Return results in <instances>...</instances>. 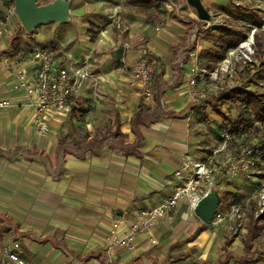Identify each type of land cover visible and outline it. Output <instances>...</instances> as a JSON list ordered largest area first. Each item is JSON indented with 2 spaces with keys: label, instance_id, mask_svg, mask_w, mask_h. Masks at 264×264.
I'll return each mask as SVG.
<instances>
[{
  "label": "crops",
  "instance_id": "crops-1",
  "mask_svg": "<svg viewBox=\"0 0 264 264\" xmlns=\"http://www.w3.org/2000/svg\"><path fill=\"white\" fill-rule=\"evenodd\" d=\"M201 1L211 12L229 0ZM174 2L71 0V21L46 47L55 64L87 66L96 78L73 96L70 113L47 119L44 134L28 96L8 90L19 70L32 75L29 50L44 45H22L17 19L4 26L0 99L11 106L0 109V264L12 242L24 264H264L236 238L225 249L217 232L187 211V200L136 234L133 249L108 247L113 222L119 220L121 236L139 210L170 196L182 156L201 147V103L188 96L186 78L194 47L209 62L210 25L186 0ZM90 22L97 24L93 32ZM142 55L155 62L149 99L130 85ZM78 119L85 121L82 133L73 129Z\"/></svg>",
  "mask_w": 264,
  "mask_h": 264
},
{
  "label": "built area",
  "instance_id": "built-area-1",
  "mask_svg": "<svg viewBox=\"0 0 264 264\" xmlns=\"http://www.w3.org/2000/svg\"><path fill=\"white\" fill-rule=\"evenodd\" d=\"M173 5L174 0H167ZM264 2V1H263ZM211 13V12H210ZM195 16L196 12L193 13ZM17 15L13 1L0 0V36L6 24L14 23ZM212 19V17H211ZM206 25L210 24L205 21ZM158 29V28H157ZM264 31V19L262 22ZM255 29L251 30L240 42L229 48L222 60L209 69L200 56L199 48L194 47L189 52L190 65L188 67L186 88L188 96L196 103L205 99L209 91H224L230 87L217 84L216 80L225 75H231L233 60L240 57L248 58L253 52ZM29 50V49H28ZM142 54V53H141ZM33 62L32 75L27 77L24 71L19 70L17 79L9 87V91H23L34 107L33 121L39 133L44 134L47 130V119L53 115L57 118L67 115L72 109V98L84 86L89 78L96 75L87 67L73 68L54 63V52L51 48L34 45L29 50ZM154 59L148 55H142L131 71L130 85L138 87L140 93L147 99L152 96L153 66ZM210 77L213 87L199 86ZM214 91V92H215ZM11 106L9 98L0 99V109ZM222 141L221 146L212 150L209 154L201 155L197 152L186 151L179 165L175 168L173 176L178 180L172 194L161 199L159 204L143 208L138 211L137 217L132 220L129 229L119 236V220H115L110 234L107 236L108 247H124L133 249L135 236L138 233L151 231L156 221L168 214L182 200H187V211L194 212L198 201L214 188H223L224 179L229 175H236L239 165L254 163V147L256 144L240 148L238 154L223 160H217V154L222 151L225 143L234 137L225 129L218 131ZM259 202L261 209L264 208V190L260 193ZM237 210V209H236ZM195 213V212H194ZM224 219L219 211V204L209 225H216ZM151 243L156 239L151 237ZM21 246L18 242H12L3 250L5 261L3 264H24L21 258Z\"/></svg>",
  "mask_w": 264,
  "mask_h": 264
},
{
  "label": "rangeland",
  "instance_id": "rangeland-1",
  "mask_svg": "<svg viewBox=\"0 0 264 264\" xmlns=\"http://www.w3.org/2000/svg\"><path fill=\"white\" fill-rule=\"evenodd\" d=\"M39 4L49 2L51 0H37ZM264 0H229L226 3H221V6L215 7L211 11L212 19H210V26L206 30L204 36L206 42L211 48H219L221 42V32L217 27L226 29H233L239 32L241 39L246 37L251 30L255 29L254 33V52L248 58L240 57L238 60H233L231 75H225L216 80L217 84L225 85L226 82L230 87L248 86L254 90L264 91V72L259 69L260 63L264 60V31L262 30V22L264 19ZM172 4L171 2H168ZM209 10V9H208ZM226 10L230 17L222 16L221 11ZM210 11V10H209ZM20 26L22 25L19 18H16ZM71 21V20H70ZM67 23V22H66ZM93 25L95 22L85 24L89 32H93ZM23 27V26H22ZM89 27V28H87ZM63 24L58 22H48L37 25L32 34L21 28L18 36L21 38L22 45H28L31 41L38 42L46 46L47 40L55 38L56 42L62 34ZM259 39V44L257 43ZM19 40H14V44ZM20 44V43H19ZM14 46V45H13ZM210 48V49H211ZM205 57H208V50H205ZM216 65V64H215ZM202 87H213L210 77L202 82ZM215 91V90H214ZM213 90L209 91L205 99H201L200 121L202 123L201 131V147L197 149L201 155L209 154L213 149L220 147L222 141L219 138L218 131L222 123L221 117L214 113L210 106L204 110L208 120L205 121L202 116L203 101H213ZM222 111L226 113L231 119H235L240 113L238 104L230 102L225 103L221 107ZM77 126L73 129L85 131V121L78 119ZM198 123V122H197ZM200 125V124H199ZM221 131V130H220ZM246 134L241 137H234L228 140L221 152L217 154V160H223L228 157H233L238 154L240 148L259 143L264 139V123L253 122L252 125L246 129ZM199 133V132H197ZM254 163L249 165H239L236 175H229L224 179L223 188H214L219 194V211L224 216V219L216 225H208V227L217 232L221 238L223 247L230 244L233 238L237 239V245L246 246L249 255L255 254L264 255V208L261 209L259 202L260 193L264 190V160L260 155L254 154ZM227 191L235 194V199L223 201V197ZM237 209V210H236ZM250 247V251H249Z\"/></svg>",
  "mask_w": 264,
  "mask_h": 264
},
{
  "label": "trees",
  "instance_id": "trees-1",
  "mask_svg": "<svg viewBox=\"0 0 264 264\" xmlns=\"http://www.w3.org/2000/svg\"><path fill=\"white\" fill-rule=\"evenodd\" d=\"M21 28H23L22 25L20 27V30ZM34 32L35 29L31 33L33 34ZM92 38H94V36H92ZM241 40L242 39L238 31L233 29L221 30V42L218 45L219 48L216 47L208 50L207 60L209 62L206 64L207 68L212 69L217 62H219L224 58L227 50L235 46ZM257 43L259 44L258 38H257ZM259 69L264 72V60L260 63ZM212 98L213 101L206 100L205 102H203L202 105L203 108L201 113L204 120L205 121L208 120L204 110L207 106H210L214 111V113H216L221 117L222 123L220 124L219 129L220 130L225 129L233 137H241L242 135L246 134L247 131L245 130L248 129L254 121L264 123V91L254 90L251 87L245 85L239 87L236 86L228 89L227 91L217 90ZM228 102L232 104L237 103L238 107L241 109L240 113L235 119H231L221 109L222 105ZM199 119H200V112H199ZM93 142L96 141L94 140L91 141L90 143ZM254 154L260 155L262 160H264V139L261 141V144L256 143L254 147ZM235 197L236 196L234 193L227 191L223 197V201H228L229 199L232 198L235 199ZM260 256L264 258L263 254H261ZM239 262L240 259H237L236 263L239 264Z\"/></svg>",
  "mask_w": 264,
  "mask_h": 264
},
{
  "label": "water",
  "instance_id": "water-1",
  "mask_svg": "<svg viewBox=\"0 0 264 264\" xmlns=\"http://www.w3.org/2000/svg\"><path fill=\"white\" fill-rule=\"evenodd\" d=\"M12 1L19 21L28 32H32L40 24L48 22L66 23L71 20V0H51L43 4H39L37 0ZM186 2L195 10L199 20L209 21L211 19L210 11L201 0H186ZM218 204L219 194L212 190L198 201L194 212L208 224L216 212Z\"/></svg>",
  "mask_w": 264,
  "mask_h": 264
}]
</instances>
